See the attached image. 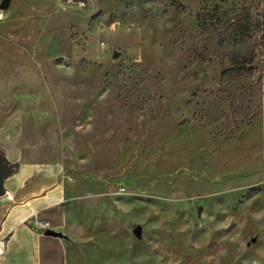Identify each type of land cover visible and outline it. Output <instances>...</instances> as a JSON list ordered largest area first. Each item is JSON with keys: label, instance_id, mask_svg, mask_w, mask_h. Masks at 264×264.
<instances>
[{"label": "rangeland", "instance_id": "374dc122", "mask_svg": "<svg viewBox=\"0 0 264 264\" xmlns=\"http://www.w3.org/2000/svg\"><path fill=\"white\" fill-rule=\"evenodd\" d=\"M179 1L184 10L176 0H8L0 130L62 163L65 205L96 259L262 262L264 57L254 62L261 110L246 124L218 91L224 66L190 45L205 3L264 1ZM209 91L230 125L194 117Z\"/></svg>", "mask_w": 264, "mask_h": 264}, {"label": "crops", "instance_id": "0c3cea01", "mask_svg": "<svg viewBox=\"0 0 264 264\" xmlns=\"http://www.w3.org/2000/svg\"><path fill=\"white\" fill-rule=\"evenodd\" d=\"M9 131L0 130V156L12 168L0 193V264H106L86 242L84 225L70 218L62 163L36 155Z\"/></svg>", "mask_w": 264, "mask_h": 264}, {"label": "trees", "instance_id": "16d2710c", "mask_svg": "<svg viewBox=\"0 0 264 264\" xmlns=\"http://www.w3.org/2000/svg\"><path fill=\"white\" fill-rule=\"evenodd\" d=\"M175 5L186 8L179 0ZM195 19L198 32L190 45L192 56L203 61L217 60L224 66L218 91L226 95L231 111L243 123H250L259 115L262 105L263 91L260 80L254 77V62L258 55L264 57V3L262 9L245 3H205L195 13ZM198 97L200 109L194 117L230 125V116L215 92H201Z\"/></svg>", "mask_w": 264, "mask_h": 264}, {"label": "built area", "instance_id": "2783aa9c", "mask_svg": "<svg viewBox=\"0 0 264 264\" xmlns=\"http://www.w3.org/2000/svg\"><path fill=\"white\" fill-rule=\"evenodd\" d=\"M63 7L67 6H79L82 7L85 5L84 0H59ZM6 16V12L3 8L0 7V21L3 20ZM33 224L38 228H46L47 222L45 220H41L38 218L33 219ZM249 264H264V260L262 262L258 260H254Z\"/></svg>", "mask_w": 264, "mask_h": 264}, {"label": "water", "instance_id": "95a60500", "mask_svg": "<svg viewBox=\"0 0 264 264\" xmlns=\"http://www.w3.org/2000/svg\"><path fill=\"white\" fill-rule=\"evenodd\" d=\"M8 4V0H1L0 2V7L3 8L5 7L6 5ZM12 170L11 166L5 162L2 157L0 156V193L3 192V186H2V180H3V177L4 175L10 173ZM133 232L135 234H140L141 232V227L140 225H136L134 228H133Z\"/></svg>", "mask_w": 264, "mask_h": 264}]
</instances>
